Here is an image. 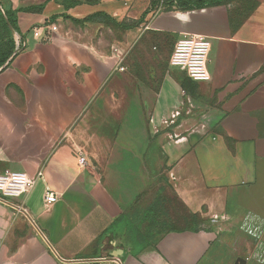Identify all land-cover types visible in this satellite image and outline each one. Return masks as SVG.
I'll list each match as a JSON object with an SVG mask.
<instances>
[{
    "label": "crops",
    "instance_id": "obj_1",
    "mask_svg": "<svg viewBox=\"0 0 264 264\" xmlns=\"http://www.w3.org/2000/svg\"><path fill=\"white\" fill-rule=\"evenodd\" d=\"M257 1L238 26L236 10L246 0L157 9L138 25L148 0H0V12L15 22L14 30L5 17L8 37L0 36L13 46L0 67V173L34 179L24 196L0 201V264H264V0ZM94 14L105 19L82 22ZM107 18L132 24L117 54L104 32ZM45 25L48 42L32 35ZM147 30L171 35L174 44L205 37L210 80L166 75L146 128L141 104L112 100V81L124 70L122 52ZM114 125L124 154L137 159L149 131L169 189L204 229L151 241L145 206L130 213L127 185L81 163ZM46 190L57 196L49 206Z\"/></svg>",
    "mask_w": 264,
    "mask_h": 264
},
{
    "label": "rangeland",
    "instance_id": "obj_2",
    "mask_svg": "<svg viewBox=\"0 0 264 264\" xmlns=\"http://www.w3.org/2000/svg\"><path fill=\"white\" fill-rule=\"evenodd\" d=\"M176 1L177 3H190V10L217 7L224 4L222 0ZM246 1V8L241 10V7H237L236 10L238 26L244 23V19L248 18L257 8L256 5H258L257 0ZM249 1H252L251 5L248 4ZM159 9L162 12L178 10L177 5L170 3V0H163V5ZM238 26L235 25L234 30H237ZM104 32L107 34V38L113 42V51L117 54L116 51L121 48L118 42L123 39L124 29L119 28L115 23H108V27L104 29ZM174 45V39H172L171 35L147 30L129 52L121 51L122 55L118 59V65L124 67V70L118 73L120 74V78L114 75L112 83L118 90L113 93L112 100L114 102H122L125 106L141 104L144 107L141 111L144 114L146 128L149 121V106L158 89L159 82L166 75L174 76L175 73L179 72L177 71L178 69L172 68L169 65V58ZM118 46L119 49H117ZM182 73L187 77L184 72ZM113 111L115 115L120 112L124 114L126 109H119L118 112L114 109ZM128 111H133L136 114L139 112L138 109H130ZM113 122L116 123L114 120ZM116 126H113L112 133L105 132L103 134L104 140L98 141L95 154L85 156L82 153L80 155L81 163L90 166L102 178L110 179L113 184L119 181L117 184H122L123 182V184L125 183L124 185H127L128 189L126 191L131 198L130 200H132L130 204L131 214L136 215L137 210H141L142 203L146 208L157 198V201L160 203L157 216H160L159 218L165 223V226H173L177 230L192 227L190 220L186 217L188 214H186L182 204L169 189L166 178L167 173L163 165L161 164L160 166V161L155 155L156 151L152 145L149 131L145 130L144 157L137 159L136 156H132L131 154H124L123 150L127 146L124 140H120L121 128ZM159 168L160 172H158ZM140 170L143 173V178ZM132 193H136V195L132 196ZM144 224L147 227L146 223ZM192 224L193 227L197 224L200 230L205 228L203 222H200L197 218H194ZM241 228L247 230L249 226L244 222ZM257 228L260 229L263 226L258 224ZM240 239L239 242L243 240V238Z\"/></svg>",
    "mask_w": 264,
    "mask_h": 264
},
{
    "label": "built area",
    "instance_id": "obj_3",
    "mask_svg": "<svg viewBox=\"0 0 264 264\" xmlns=\"http://www.w3.org/2000/svg\"><path fill=\"white\" fill-rule=\"evenodd\" d=\"M48 26L37 27L32 30L34 38L42 42L50 40ZM22 44L18 46L21 48ZM210 51L209 41L200 35L183 36L178 39L173 47L169 58V65L184 72L194 82H208L210 75L207 69ZM123 69L121 68L120 71ZM178 116L175 113L171 120L165 122L167 125ZM34 186V179L19 172L4 171L0 173V201L7 202L9 199L19 198L28 193ZM56 194L46 190L44 202L47 206L56 201Z\"/></svg>",
    "mask_w": 264,
    "mask_h": 264
},
{
    "label": "trees",
    "instance_id": "obj_4",
    "mask_svg": "<svg viewBox=\"0 0 264 264\" xmlns=\"http://www.w3.org/2000/svg\"><path fill=\"white\" fill-rule=\"evenodd\" d=\"M149 1V7L147 8V10L143 13L142 17L140 18V20L136 23H134V25H138L140 23H142L144 21V18L148 15V13L155 11L157 9H159L160 6L163 5V0H148ZM170 3H175L177 5L178 9H182V10H190L191 9V5L188 2H178L176 0H170ZM1 4H0V9H1ZM101 14H94L86 19H84L82 22H87V21H98L100 20V18H102L100 16ZM7 18L9 24L11 25V27L15 30V22L14 20L11 18L10 15H7L2 12H0V36L1 38H7L8 37V30L6 27V23L4 21V18ZM105 19V18H102ZM107 22L108 23H115L119 28H123L124 30L129 29L131 27L132 24H127L125 22H121V23H117L114 20L107 18ZM3 39L0 41V67L6 62V60L11 56L12 52H13V46L10 43V41L7 39L5 41H3ZM160 207V203L156 200H153L144 210L145 212V219H144V223H146L147 227L146 229H148V238L151 239V241L156 242L158 239H160L163 235H165L166 233L170 232V231H175L177 230L175 227L173 226H165V223L163 221L160 220V216H157V211L159 210ZM186 212V211H185ZM188 214V213H186ZM188 220H190V225L192 227L186 228L189 230H193V231H198L200 230L197 227L196 224V228L193 227L192 221L194 220V218L199 219V221L201 222V218L199 215L196 214H188V216H186ZM184 230V229H182ZM153 231V232H152Z\"/></svg>",
    "mask_w": 264,
    "mask_h": 264
},
{
    "label": "water",
    "instance_id": "obj_5",
    "mask_svg": "<svg viewBox=\"0 0 264 264\" xmlns=\"http://www.w3.org/2000/svg\"><path fill=\"white\" fill-rule=\"evenodd\" d=\"M116 258H119V257H116Z\"/></svg>",
    "mask_w": 264,
    "mask_h": 264
}]
</instances>
